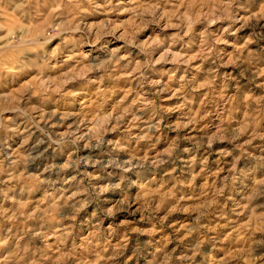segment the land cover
Returning <instances> with one entry per match:
<instances>
[{
    "label": "rangeland",
    "instance_id": "rangeland-1",
    "mask_svg": "<svg viewBox=\"0 0 264 264\" xmlns=\"http://www.w3.org/2000/svg\"><path fill=\"white\" fill-rule=\"evenodd\" d=\"M0 264H264V0H0Z\"/></svg>",
    "mask_w": 264,
    "mask_h": 264
}]
</instances>
